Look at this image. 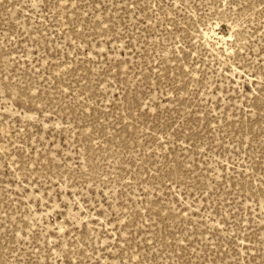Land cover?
I'll return each instance as SVG.
<instances>
[{
	"label": "rangeland",
	"instance_id": "374dc122",
	"mask_svg": "<svg viewBox=\"0 0 264 264\" xmlns=\"http://www.w3.org/2000/svg\"><path fill=\"white\" fill-rule=\"evenodd\" d=\"M0 264H264V0H0Z\"/></svg>",
	"mask_w": 264,
	"mask_h": 264
}]
</instances>
